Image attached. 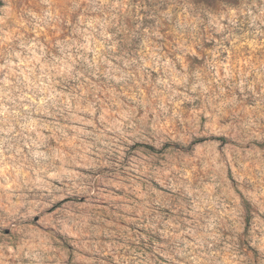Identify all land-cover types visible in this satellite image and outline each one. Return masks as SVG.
I'll return each mask as SVG.
<instances>
[{
    "label": "rangeland",
    "instance_id": "rangeland-1",
    "mask_svg": "<svg viewBox=\"0 0 264 264\" xmlns=\"http://www.w3.org/2000/svg\"><path fill=\"white\" fill-rule=\"evenodd\" d=\"M0 264H264V0H0Z\"/></svg>",
    "mask_w": 264,
    "mask_h": 264
}]
</instances>
